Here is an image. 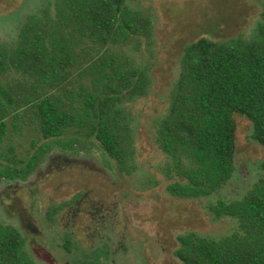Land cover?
<instances>
[{"label":"trees","instance_id":"16d2710c","mask_svg":"<svg viewBox=\"0 0 264 264\" xmlns=\"http://www.w3.org/2000/svg\"><path fill=\"white\" fill-rule=\"evenodd\" d=\"M262 2L253 38L200 37L184 48L169 110L157 131L177 177L166 186L173 196H207L230 180L235 114L252 123V136L264 149ZM54 5L53 16L28 18L13 48L0 46V181L26 179L54 146L99 147L107 166L131 171L134 147L123 106L144 95L149 80L112 46L148 37L151 20L127 0H55ZM26 127L38 136L22 153L13 136L24 135ZM261 170L243 197L209 207L217 219H236L235 231L220 238L178 236L174 255L182 264H264V158ZM106 251L105 246L85 252L76 264H95ZM0 264H34L15 226L0 224Z\"/></svg>","mask_w":264,"mask_h":264},{"label":"rangeland","instance_id":"374dc122","mask_svg":"<svg viewBox=\"0 0 264 264\" xmlns=\"http://www.w3.org/2000/svg\"><path fill=\"white\" fill-rule=\"evenodd\" d=\"M54 3L0 0V46L13 48L28 18L46 12L53 16ZM127 4L151 20L148 37L112 46L123 62L145 70L149 80L146 93L123 106L134 147L131 171L107 166L99 147L86 151L54 146L26 179L1 180L0 224L20 230L34 264H76L85 252L105 246L107 251L95 264H182L174 255L178 236L231 234L237 220L215 218L210 205L243 197L261 175L264 149L252 136V123L235 114V170L230 180L207 196H173L166 186L177 177L172 159L157 143V131L169 110L184 48L200 37L253 38L262 0H127ZM37 136L34 128L26 127L25 134L14 135L13 140L25 153Z\"/></svg>","mask_w":264,"mask_h":264}]
</instances>
